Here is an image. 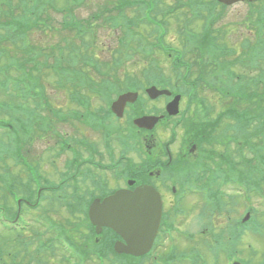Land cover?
I'll use <instances>...</instances> for the list:
<instances>
[{
  "label": "trees",
  "instance_id": "1",
  "mask_svg": "<svg viewBox=\"0 0 264 264\" xmlns=\"http://www.w3.org/2000/svg\"><path fill=\"white\" fill-rule=\"evenodd\" d=\"M84 1L60 0L58 3V0H17L14 3L13 0H0V80L2 81L0 83L12 86L17 94H12L11 97L6 89L8 86L0 88V95L4 98V100H0V110L8 112L11 103L14 107L10 121L6 124L0 122L1 126L8 128L10 135L16 131V128L21 133L27 130L24 128L26 123L24 124L19 111H23V105L28 103L27 99L24 101L27 95L44 94L39 77L40 72H47L50 76L53 74L57 87L59 90H65L67 95L79 96L75 95L78 93V87L84 86L82 83L88 82L92 84L89 85L93 88L91 94L96 93L104 96L102 90L95 89L98 87L96 83L106 82L113 78L114 67L109 66L108 58L105 55L99 57L95 54V50L99 48L100 31L108 33L112 43H115L112 51L106 49V53L112 56L113 64L117 67L129 59L128 49H138L144 44L149 45L150 35L147 37L145 33L152 27L143 25L145 17L156 18L160 16L161 23L166 26L169 22L167 17L170 14L176 15V21L186 17V22L195 16H202L203 27L202 32L199 33L192 32L189 28L181 27L177 23L179 45L175 51L174 68L178 73L181 72V68H184V73L178 77V80L184 87H189L190 84L191 93L195 96L198 89L205 86L209 89L218 88L220 85L217 80L222 78L218 74L219 72L222 71V75L225 74L227 79H231L234 76L233 70L238 63L248 62L251 66L255 65V58H253L255 53L248 51L249 58H247V53L236 56L234 48L219 43L217 31L212 30L214 20L217 18L214 10L218 8L214 0H146L147 2L141 6L140 2L143 0H104L103 7L97 5L87 17L83 18L77 16L75 11ZM58 11L62 12L63 16L60 20L54 17ZM258 13L260 15L264 13V8L260 9ZM204 18L206 22H204ZM258 25L260 26V20H258ZM151 32H159V29H152ZM33 34L52 41L49 46L44 45L47 50H38V43H31ZM57 37L59 39L54 42ZM27 40H29L28 44L26 43ZM118 42L119 45L116 47ZM63 46L66 53L62 50ZM246 46L247 42H244L241 48L246 49ZM189 47L191 49L187 58L190 61L185 58V49ZM153 48V45L150 44L148 50L149 65L142 71L141 78L158 84L162 80L164 85H170L163 79L165 70L160 68V65H155L158 61L152 55L154 54ZM123 50L126 52L122 55ZM64 53L67 54L66 60H63L64 56L62 55ZM191 61L194 64L182 66L185 62L193 63ZM116 71L119 70L116 69ZM228 75H232V77ZM94 77L99 80H94ZM243 78L246 77L243 75L239 81H236L235 85H240ZM123 80L125 82L122 81L124 82L122 84H109L104 87L113 89L115 92L123 91L125 87L127 89L136 82L135 79L133 82L127 80L126 77ZM102 85L104 83H100L99 87ZM243 85L247 87V84ZM224 86L226 87H223V91L227 93L226 90L231 87L225 84ZM73 88L77 91H74ZM176 89L180 93H187V89L181 90L180 87H176ZM108 93L110 94L112 91ZM240 95L231 98L234 101H229L230 104L227 107L237 105V101L241 99L244 102L246 98L242 97V94ZM17 96H20L23 101L16 100ZM243 96L247 95L244 94ZM245 101L247 102L244 103H251L252 106L244 108L236 106L235 118L240 122V126L247 130L253 120L263 121L261 123L264 126V88L258 90L253 99ZM33 102L39 104L40 101ZM45 106L47 112H53L54 116H57L46 100ZM232 112L233 110H227L223 115L230 117ZM215 126L217 124L213 125V127ZM5 146L0 147L2 159L10 155L12 151L11 144L7 148ZM15 150L17 149L15 148ZM224 159L227 158L223 157ZM221 169L218 168L217 171H221ZM229 173L231 174V171ZM254 174L250 176L248 186L256 189L259 184H262L264 178L261 176L258 178ZM18 186V184L13 183V188ZM2 191L8 192V195L14 194L6 186H3ZM103 250V248L98 247L95 252L101 253Z\"/></svg>",
  "mask_w": 264,
  "mask_h": 264
},
{
  "label": "rangeland",
  "instance_id": "2",
  "mask_svg": "<svg viewBox=\"0 0 264 264\" xmlns=\"http://www.w3.org/2000/svg\"><path fill=\"white\" fill-rule=\"evenodd\" d=\"M14 3L17 2V0H13ZM98 7H103L104 6V0H85L82 4L79 5V7L76 9L75 13H77L78 16L80 17H87L89 15V12L93 10L96 6ZM220 9L217 11L218 15L217 18L214 21L212 30L217 31V36L219 43L222 45H225L227 47L234 48L236 50V54H241L244 53V51H249L253 46H254V41L258 39L257 36H255V27H254V22L256 20L257 14L259 12V8H253L250 7L247 3L242 2V3H237L235 5L226 7L225 9H221L222 7H219ZM176 15H171L167 17L169 20V33L167 35V42L169 43H179L178 40V35L179 31L177 27V23L182 25L186 23L185 18L183 20H177L175 19ZM180 21V22H178ZM193 27H191V24H187V27H189L190 31L199 33L202 32V20L200 21H193ZM264 34V32H263ZM33 40L38 43V50H47L45 46H49L52 41L51 40H45L43 38H40L37 35H32ZM109 34L106 32L100 31L99 38H98V46L95 50V54L99 57L102 55H105L108 58V62H110V54L106 53V49L109 51H112L114 44L112 43V39L109 38ZM59 38H55L54 42H56ZM244 42H247V46L245 50H242L241 46ZM249 42V43H248ZM45 45V46H44ZM184 49V48H182ZM191 47L185 49L186 55L185 58H187V54L190 53ZM62 50L66 53L64 46L62 47ZM262 52L264 53V49H262ZM62 55L63 60L67 59V54ZM106 53V54H105ZM195 54V53H194ZM155 59L158 61V63H162L164 66L165 70H169V67L171 66L170 63H167L168 60L165 57H162L160 55H155ZM148 58H146V55H140V52L137 51V53L131 57L130 61L127 63V65L122 68L119 73L115 71V74H117V78H115L114 74V79H123L126 77L127 79L133 80L135 79L137 82L143 83L144 85V80L140 78V75L142 71L145 69L147 66ZM189 60V59H188ZM190 61V60H189ZM205 61V60H204ZM193 62V61H191ZM240 64V63H239ZM76 67V65H74ZM240 67L234 68V71L238 74H245L247 78H253L257 79L260 76H262L263 70H264V60L260 61L259 68L254 69L249 66L245 67L242 64L239 65ZM41 75L40 80L43 85V90L44 91V99L46 98L49 102L52 108L61 110L63 112V115L66 114V111L70 109V105L67 100V93L65 90H59V88L56 85L55 78L53 77L54 75L51 74L52 76L48 75L49 73L47 72H40ZM165 77H172V75H166ZM94 80H99L98 78L94 77ZM58 82V81H57ZM260 84V82H258ZM140 90H142V87H140ZM215 89H201L199 93L204 100L213 109L212 111V119H215L218 116V113L221 112L225 107H227L230 102H227L226 104H223L222 106L217 104V96L214 93ZM69 92V91H67ZM143 92V91H141ZM143 95V94H142ZM93 99L91 100L93 105L96 106H102V109L99 108V114L103 115L105 108L104 102H99L97 100V97H92ZM0 100H4L2 95H0ZM34 100V99H33ZM165 98H160L156 101H149L150 103H146L147 105H144V114L146 113H152L153 114H160L159 112H155V110L165 102ZM155 102V103H154ZM91 106L93 107V105ZM152 105V106H151ZM238 107L244 108V107H251V103H244L243 100L237 101ZM28 108H34V102H29L28 103ZM155 107V110L154 108ZM91 111H94L93 108H90ZM146 109V110H145ZM103 111V112H100ZM41 115V110L39 111ZM8 112L1 111L0 110V121L2 122H7L8 118L7 117ZM22 116V115H21ZM42 116V115H41ZM97 119H100L99 116H96ZM45 120L42 118L40 122H43L44 127L42 129L37 128L35 126L32 130L33 134L31 136L29 135H21L20 137H17L16 135H12L9 137L8 131L6 133H1L5 131H0V147H5L7 148L8 145L11 144V142H16L17 146L21 147L20 154L22 156H26L28 161L30 163H37L39 166V171L42 173L43 176H45L46 179H48L51 183L56 184L58 180H60V175L63 172L65 168V161L69 158V153L66 155H63L60 158L55 157V152L56 149H54L55 146V136L56 134L63 135L66 138L70 139L72 143L77 141L79 138H84L88 137V132L91 135V138L94 142H99L100 139V134L99 133H92L90 129H87L85 126H80L76 121H71L68 119H62L58 120L57 118L52 117L48 112L45 113ZM116 120L114 121V125H116L118 128H123L126 127V120L125 119H120V118H115ZM263 121H254L252 125H255L256 123L259 124ZM45 123H49L50 126L45 125ZM162 123L159 124L158 127L154 129L155 131V138L152 139V137H147L148 135L143 134V138L145 141L142 139V135L139 133L138 136H135V143H141L146 146H151L150 149L144 150L143 147L141 149V152L138 151L137 146H134L133 148L130 149H124V147L120 144L119 138L124 137L122 133H119L118 136L116 134L113 135L112 140H111V148H110V154L109 152H105L106 154H109L108 156L103 153L101 155L102 160H106L107 162H104L105 166L113 165L114 162L109 161V158L112 157L113 160H117L118 164L121 166H134L137 168V170L145 164V167L148 163H145V160H143L145 157L147 158L150 156V153L157 155V157L160 155V152L154 151V149L159 148V143L163 141L166 143L169 138V129H165ZM238 129L237 126H235L233 123H230L229 121L223 120V125L221 124L220 127L217 128V133L222 134L221 137L224 136L225 139L230 137L231 131L233 129ZM177 129V128H176ZM34 131H38V133L34 134ZM240 131V130H239ZM137 133V132H136ZM182 130L179 127L176 130V135L175 139L176 142L172 147H174V150L178 153L181 145H182ZM171 135V134H170ZM13 138V139H12ZM150 138V139H149ZM90 139V136H89ZM149 139V140H147ZM91 140V139H90ZM92 141V142H93ZM127 141V140H126ZM173 142V143H174ZM172 143V144H173ZM4 144V145H3ZM134 144V143H131ZM158 144L157 146L154 147L153 145ZM1 150V149H0ZM124 150H128L125 152ZM216 150L222 151V147H216ZM237 149L234 152H230L234 156H236ZM124 157V158H123ZM145 158V159H146ZM56 159V160H55ZM100 159V157H99ZM55 160V162H54ZM184 160L181 159V162L183 163ZM6 164L8 166L7 170L10 173L13 174H19V171L21 170L20 167H14L13 161L6 160ZM0 165H3V163L0 162ZM117 166L118 168L113 171H103V172H98L96 173V180H98L99 184L100 181L103 183L101 186L97 187V190H105L107 189H114L118 187H125L126 186V180L120 178V174H115L116 172H121L122 167ZM2 167V166H0ZM133 167V169H134ZM4 168V167H3ZM201 169V165L197 163V168L196 170L199 171ZM172 182H178L181 180L177 181V178H171ZM182 183V182H181ZM90 184V181L87 182V186ZM167 186V184L165 183ZM169 186L172 185L171 182L168 183ZM194 186V185H193ZM223 185H221L222 188ZM165 189H169L165 187ZM226 191L229 189L226 188ZM230 191V190H229ZM3 191L0 190V206L2 204H6L8 207L5 211H0L3 213L4 217L8 216H15L17 213L16 208L14 207L12 201L7 198V195L2 193ZM169 192V191H168ZM166 209H165V220L164 223L166 225L171 224L172 226V232L170 233V236H172V239L175 240L176 244H179V249L182 250L184 247L185 243L189 242H183L181 239H178L180 235L182 234V237L184 238V234H194L195 237L200 233V227L204 225L207 221L206 218L203 216L204 212V203L206 201L204 192L200 186H194L192 189H187V195H184V200L179 202L177 200L176 205L173 204L171 201L170 195L166 194ZM264 208L263 205H259ZM46 207L49 210V221H55L59 223H64L66 224V229L69 232V234L76 240L75 242L82 243V246H87V245H92V243L88 242L87 240L85 241L84 235L86 231V227L84 226V220L81 221V219L78 218V216H71L67 212L63 211L58 204L52 205V203H43L42 207H39L36 211L34 212H28L23 210H20V212H23L19 214L21 216V223H26L28 222L30 224V227L26 230V232L20 233V236L25 244L27 245V248L24 247L23 242L18 241V233L17 232H12V233H5L0 230V264H34V260L37 259V257L41 258V255L39 253V256L35 255L37 252H34L35 249L37 248L38 242L41 241L43 234L45 233L42 231V229L37 226L33 221L38 217L39 214H43L45 211ZM225 209V208H224ZM44 210V211H42ZM240 210V209H239ZM264 211V209H263ZM37 213H39L37 216H35ZM38 218H42L38 217ZM259 218V216H258ZM260 219V218H259ZM0 220L2 218L0 217ZM19 221V222H20ZM214 225L217 226H223L224 228L227 227V224L223 220H215ZM35 224V225H33ZM69 224V226H68ZM254 224V221H253ZM168 227H163V230H166ZM40 233V240L38 241L36 239V235ZM166 239L169 238L168 236H165ZM251 236L245 237L240 246L239 249H244V254L247 258H252V263L253 264H258L260 261H264V250H260L259 246L264 249V244L260 242L258 239H253L249 238ZM197 239V237H196ZM264 242V240L262 239ZM93 244L95 243L92 241ZM195 242V239H194ZM169 243V242H168ZM259 244V245H257ZM248 245H252L251 247L253 248V252H250L248 250H245ZM166 246V243H165ZM191 249H186L182 252H179L180 254L187 255L190 257L192 250ZM24 250H27L30 252V254H27ZM198 252L200 253L201 250L198 249ZM33 253V254H32ZM35 253V254H34ZM160 257H162L163 253H160ZM10 257L14 261L17 262H12L9 261ZM30 257V258H29ZM60 259L59 253H52L50 255H46L45 263L46 264H61L58 263ZM181 260V259H180ZM137 262V263H136ZM128 259V258H123L118 264H143V259L137 260V261ZM145 264H153L152 263V258L147 259ZM63 264H65L63 262ZM158 264H161L160 261H158ZM213 264H226V259L221 258V260H218L217 262H213Z\"/></svg>",
  "mask_w": 264,
  "mask_h": 264
},
{
  "label": "flooded vegetation",
  "instance_id": "3",
  "mask_svg": "<svg viewBox=\"0 0 264 264\" xmlns=\"http://www.w3.org/2000/svg\"><path fill=\"white\" fill-rule=\"evenodd\" d=\"M126 109V107H125ZM124 109V110H125ZM158 115V114H155ZM123 120V119H122ZM163 120H168L167 117H165ZM89 136L91 138V135L88 132V137H86L87 140H89L91 143H86V144H82V145H77L75 144V150L73 152V158L71 160V164H72V169H73V174L69 175V176H61L60 178H62V180H58L56 184H54L53 186H51L50 188H44L45 186L42 185L43 183H45V176L42 177L41 179V185H40V189H37L36 191H34V187H37L40 183L39 178L36 179L35 175H31L33 181L31 182V177L30 174H25L23 176L24 179V204L26 206V211L28 212H34L36 211L39 207H42L43 203H52V205L54 204H58L60 206V208L67 212L68 214H70L71 216H78L79 219H81V221H85L84 219V215L88 214L89 211V207L90 205L93 203V201L95 199H102L110 194H112L111 192L117 190V189H123L125 187H118V188H114V189H107V191L105 190H101L98 191L97 187L101 186L103 183L100 181L101 184H99L98 180H96V173L98 172H103L106 171L108 168L104 165V162H107L106 160H102L101 155H103V153L105 152H109L110 148L108 147L107 144L105 143H101V142H92L89 139ZM148 136L152 137V139H154V132L150 133ZM157 146V144H154L152 147L154 149V147ZM151 147V146H150ZM150 147H148V149H150ZM99 149L98 152L96 153V157L93 155V150L94 149ZM163 152L164 150L161 148H157L154 149V151H158V152ZM165 151L167 152L166 154L169 157L170 161H174L175 160V166H173V168L178 167L179 166V162H181V159L184 161H192L194 159V157L196 156V147L193 144H188L184 147V149H180L179 152L176 154V157L174 158L172 156V154H168V147L165 148ZM106 154V153H105ZM110 154V152H109ZM109 154H106L107 156ZM150 158L152 159L151 161H155V165L151 167L149 166H143L141 168H139L138 170H131L133 172V174L130 176V178H128V183L129 182H133V185H128L126 184V187L129 189H133L135 187H139V186H152L155 187L162 198L163 201V220H165V209H166V194H168V196L170 195L169 192H167V190L165 189L166 185L164 182V175H163V171L164 169L162 167L159 166V160H157V155H154L152 153H150ZM175 154V153H173ZM100 157V159H99ZM124 158V157H123ZM110 159V158H109ZM96 160V163H95ZM110 161V160H109ZM117 162V160H115ZM118 164V162H117ZM119 165V164H118ZM121 166V165H119ZM122 170H124V166H121ZM72 169H69L70 171H72ZM121 170V172H122ZM115 172V170L113 171ZM120 171L116 172L115 174H120V178L123 177L124 174H122ZM163 175V177H162ZM169 175H174V173L172 171L169 172ZM90 181V184L87 186V182ZM171 193H173V190L170 191ZM34 200L32 201L31 199ZM171 201L173 202V204H175L173 197L170 195ZM45 208V211L43 214H39V215H43V218L45 220L46 217V221L49 220V210ZM226 220H232V216H229L228 218H225ZM224 219V220H225ZM234 219V218H233ZM164 223V222H163ZM163 223H161L159 232L157 234V237L155 239V242L153 244V248L152 251L155 250L157 253H166L167 250L164 248L165 243L169 241V239H172V236H170V233L172 232V227L170 224L168 225H164V227H168L166 228V230H163L162 225ZM64 224V223H62ZM25 229H28L30 227V225L28 224H24ZM84 226L86 227V230L88 227H91V225L89 223L84 222ZM162 227V228H161ZM161 230V231H160ZM221 230V229H220ZM104 231V230H103ZM188 234V233H187ZM221 234V243L222 245L220 246V250L217 253V256L219 258V260H221V258H226L229 257L227 256V254L225 255V253H223V249L224 247H229L232 244H234L235 242L232 241V234L230 233V230L228 229V225L225 228L224 231L221 230V232L219 233ZM46 235V234H45ZM165 236H168L169 238L166 239ZM194 238H192L191 240H188L187 242L189 243H185L184 247L187 248H183L182 250H177V253L182 252L186 249H191L194 248L192 250V253H202L203 247H204V239H199L200 237H195V235L193 234ZM111 238V233L108 231L107 234L104 236L103 240L106 243V245H109V241ZM195 239V242H194ZM118 240V239H116ZM115 240V241H116ZM184 242V241H183ZM199 242V243H197ZM109 247V246H108ZM179 244L175 245V249H179ZM198 249L201 250V252H198ZM88 252H91V250L87 249ZM41 258H37L35 261L39 262L41 264V262L46 259V255H50V253L44 251L41 254ZM168 255V254H167ZM111 256L109 255V253L105 256H103V260H106L105 262H107L109 260ZM236 260V257L234 255H232L231 260ZM87 260H91V255L87 256Z\"/></svg>",
  "mask_w": 264,
  "mask_h": 264
},
{
  "label": "water",
  "instance_id": "4",
  "mask_svg": "<svg viewBox=\"0 0 264 264\" xmlns=\"http://www.w3.org/2000/svg\"><path fill=\"white\" fill-rule=\"evenodd\" d=\"M221 3L231 4L240 0H218ZM255 1V0H250ZM148 93L155 97L162 92L151 89ZM120 97L113 104V110L118 112L124 103L131 98ZM155 118H143L136 121L139 127L152 126ZM151 128V127H149ZM161 217V203L154 189L145 187L133 192L122 190L106 199L103 205H93L89 213L91 222L106 226L115 231L124 240L115 245V250L122 254L141 256L146 254L153 243Z\"/></svg>",
  "mask_w": 264,
  "mask_h": 264
}]
</instances>
